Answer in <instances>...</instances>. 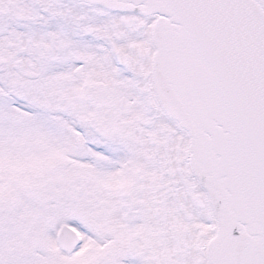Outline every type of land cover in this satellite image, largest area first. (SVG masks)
Returning a JSON list of instances; mask_svg holds the SVG:
<instances>
[{
    "label": "snow or ice",
    "instance_id": "1",
    "mask_svg": "<svg viewBox=\"0 0 264 264\" xmlns=\"http://www.w3.org/2000/svg\"><path fill=\"white\" fill-rule=\"evenodd\" d=\"M0 264H264V0H0Z\"/></svg>",
    "mask_w": 264,
    "mask_h": 264
}]
</instances>
